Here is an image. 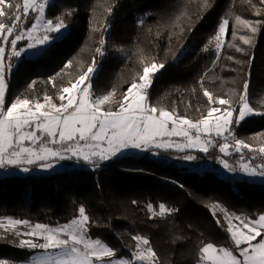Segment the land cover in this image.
<instances>
[{
	"label": "trees",
	"instance_id": "trees-1",
	"mask_svg": "<svg viewBox=\"0 0 264 264\" xmlns=\"http://www.w3.org/2000/svg\"><path fill=\"white\" fill-rule=\"evenodd\" d=\"M17 3L22 0H11L12 7L3 6L7 15L0 17V22L11 23L7 16L15 11ZM139 5L146 15L136 22L127 12ZM69 11L71 15H65ZM61 16L67 24L63 38L32 59L11 58L12 68L6 74V106L17 96L41 102L45 94L58 103L60 88L74 82L96 57L98 64L91 80L95 96L115 90L116 103L133 80H138L137 73L145 63H164L148 90L150 105L175 109L179 115L195 120L206 114L208 107L201 82L214 97H231L235 106L247 79L254 114L261 113L258 117L264 118L262 0H52L45 18L55 21ZM237 16L253 22L256 31L237 23ZM224 18L229 25L219 53L214 43L205 51ZM31 22L29 19L25 27ZM242 36L250 43L245 44ZM101 38L105 40L103 56L95 52ZM25 43L18 42V48ZM4 46L7 64L11 48ZM69 60L72 67L62 73ZM235 134L253 146L264 144V126L238 128ZM186 151L197 159H180L185 153L177 150H145L138 155L113 157L100 162L99 167L63 160L58 162L60 170L50 175L2 176L0 220L12 218L56 227L76 217L78 207L84 205L91 218L89 235L115 249L117 258H130L135 246L131 237L142 235L149 239L159 264H197L201 241L230 246L226 223L221 219L224 227L218 226L207 205L219 204L228 213L258 218L264 214V185L242 172L224 169L217 161L223 156L218 148H211L207 155ZM223 158L238 167L237 154ZM149 203L157 210L164 203L178 211L150 219ZM18 241L0 230V260L20 264L35 253L18 247Z\"/></svg>",
	"mask_w": 264,
	"mask_h": 264
},
{
	"label": "snow or ice",
	"instance_id": "snow-or-ice-1",
	"mask_svg": "<svg viewBox=\"0 0 264 264\" xmlns=\"http://www.w3.org/2000/svg\"><path fill=\"white\" fill-rule=\"evenodd\" d=\"M6 4L12 7L11 0H0V17L7 15L3 7ZM47 5L48 0H22V3L15 4V11L7 16L11 23L0 22V169L11 167L28 173L32 166L47 170L53 168L54 161L58 163L63 160L82 161L99 167L100 162L110 160L127 149L154 151L175 148L185 153L180 159L192 161L197 157L187 152V149H195L207 155L211 148H218L223 156L217 157V161L228 172H242L250 177L264 178V144L253 146L235 134L236 126L255 111L249 102L247 79L243 82L235 106L231 97H214L203 88L201 82L208 107L206 114L193 120L187 115H179L175 109L170 111L147 103L154 74L165 65L145 63L142 72L137 73L138 80H133L127 91L121 94L122 98L116 102L118 107L115 110L111 107L105 109L102 106L111 103L110 98L116 92L113 90L103 96H93L90 91L91 80L98 64L96 57H93L91 64L74 82L70 81L68 86L60 88L57 93L59 104L53 101L52 96L45 94L43 102L17 96L6 106V74L12 68L11 58H19L27 50L48 45L67 28L62 16L55 21L45 18ZM108 11L110 13L111 8ZM65 15H71V12ZM29 19L31 25L25 27ZM235 19L252 32L256 31L253 22L241 20L238 16ZM228 25L227 18L221 20L217 33L205 45V51L214 43L219 53ZM241 39L245 44L250 43L247 37L242 36ZM20 41H27L26 48H18ZM99 43L95 52L103 56L105 40L101 38ZM4 45L11 48L7 64ZM237 51L243 49L237 48ZM72 65V60L67 61L61 72ZM34 84L35 81L29 88ZM196 110L200 111L199 108ZM172 137H180L181 141L176 142ZM245 150L248 155H245ZM234 153L239 156L238 167L223 158ZM207 207L220 227H224V224L217 213L223 214V221L227 225L225 230L230 234V246L201 241L197 264H264V214L253 219L228 213L219 204ZM147 209L150 219L163 218L178 211L164 203L158 205V210L149 203ZM7 223L15 237H29L19 239L18 247L42 249L47 253L33 258L30 264H159V257L149 239L142 235L131 237L135 246L130 258H117L115 249L89 235L91 218L84 205L78 207L76 217L56 227L40 223L32 225L28 220L12 218H8ZM19 225L25 226L26 230L21 232L17 227ZM0 226H3L2 222ZM0 264L8 262L0 260Z\"/></svg>",
	"mask_w": 264,
	"mask_h": 264
},
{
	"label": "rangeland",
	"instance_id": "rangeland-1",
	"mask_svg": "<svg viewBox=\"0 0 264 264\" xmlns=\"http://www.w3.org/2000/svg\"><path fill=\"white\" fill-rule=\"evenodd\" d=\"M51 1L52 0H48V5L51 3ZM48 5H47V7H48ZM47 7H46V9H47ZM46 9H45V12H46ZM127 15L133 16L135 21L139 22L146 15V13H145V10L143 9V7L141 5H139V6L133 7L131 10H129L127 12ZM66 33H67V29L62 30V32L57 34V38L52 40V42L63 38L66 35ZM222 40H223V37H222ZM51 43H49L46 46H41V47H39L37 49L27 50V51H25L24 53L21 54L19 59H21L22 57L28 58V59H32V58L38 56L40 53H42V51L46 47H48ZM26 46H27V41L21 47L26 48ZM213 66H214V64L210 65V67H211L209 69L210 71H212V67ZM92 94H93V92H92ZM65 95H67V94H65ZM93 96L95 97L94 94H93ZM110 99H111L112 102L108 103V104H105L102 107L105 108V109L111 107L113 110H115L114 107L117 106V105L114 102L113 97H111ZM41 102H43V101H41ZM59 103H60V101L57 104H59ZM65 103H66V100H65ZM263 125H264V118H259L257 114L253 113L252 115L247 116L243 121H241L240 124L238 126H236L235 130H237L238 128H240V129H243V128L258 129V128L262 127ZM176 139H177L176 137H172V140H174L176 142H180V141H177ZM170 150H176V149L172 148ZM187 150H195V149H187ZM142 152L143 151H141L139 149H127V150H124L122 153L118 154L117 156L127 155V154L138 155V154H140ZM53 164H54V166L51 169L44 170V169H40L39 167H37V168H32V170L30 172H28V173H24V172H22V171H20L19 169H16V168L8 169V170H5V171L1 170L0 171V177H2L3 175L4 176H12V177H16V176L17 177H21V176H24V175H32V176L50 175V174H53V173L58 172L60 170L59 165H58L57 162L54 161ZM248 179H250L252 181L259 182V183H262L264 185V178L248 176ZM217 215L220 217V219L223 220V214L222 213H217ZM7 221H8V219H1L0 220V222H2V224H3V226H0V230L8 232L12 236H14L13 235V231L11 230V228L8 225ZM234 223L238 224L239 221H234ZM17 227L20 229L21 232L26 230L25 226H23V225H19ZM16 238L17 239H28L29 237L20 236V237H16ZM32 239H37L38 240V238H35V237H33ZM38 242H42V241H38ZM25 248L28 249V250H34L35 253L27 261L21 262L20 264H30V261H32L33 258L47 254L42 249H29L27 247H25ZM49 251H51V250H49ZM237 255H238V253H237Z\"/></svg>",
	"mask_w": 264,
	"mask_h": 264
},
{
	"label": "crops",
	"instance_id": "crops-1",
	"mask_svg": "<svg viewBox=\"0 0 264 264\" xmlns=\"http://www.w3.org/2000/svg\"><path fill=\"white\" fill-rule=\"evenodd\" d=\"M176 140H177V141H181V138L176 139ZM8 169H14V168H11V167H10V168H8ZM8 169H7V170H8ZM1 170H2V171H5L4 169H1ZM1 170H0V171H1ZM3 176H4V175H3Z\"/></svg>",
	"mask_w": 264,
	"mask_h": 264
},
{
	"label": "built area",
	"instance_id": "built-area-1",
	"mask_svg": "<svg viewBox=\"0 0 264 264\" xmlns=\"http://www.w3.org/2000/svg\"><path fill=\"white\" fill-rule=\"evenodd\" d=\"M245 155H248V154H247V150H245ZM257 162H259V161H257Z\"/></svg>",
	"mask_w": 264,
	"mask_h": 264
},
{
	"label": "bare ground",
	"instance_id": "bare-ground-1",
	"mask_svg": "<svg viewBox=\"0 0 264 264\" xmlns=\"http://www.w3.org/2000/svg\"><path fill=\"white\" fill-rule=\"evenodd\" d=\"M258 115H260V114H258ZM264 126V125H263ZM251 130H254V129H251Z\"/></svg>",
	"mask_w": 264,
	"mask_h": 264
}]
</instances>
